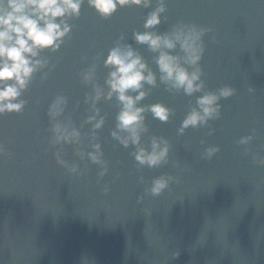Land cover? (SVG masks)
<instances>
[{
    "label": "clouds",
    "instance_id": "9594fccd",
    "mask_svg": "<svg viewBox=\"0 0 264 264\" xmlns=\"http://www.w3.org/2000/svg\"><path fill=\"white\" fill-rule=\"evenodd\" d=\"M150 0H0V116L19 114L25 101L21 95L27 90L33 76L47 65V61L39 59V54L48 51L50 54L59 50L69 36L70 19H77L83 3H87L101 19H109L117 8L149 6ZM165 11L163 0L144 21V28H153L160 23V15ZM59 21V22H57ZM208 29L196 26L174 25L170 33L157 35L154 32L133 33V40L156 53L155 64L160 73V82L166 90L183 91L191 96L203 89L200 80L201 69L198 67L203 55L202 36ZM179 47L182 56L170 55L169 52ZM194 67L188 72L183 65ZM104 67L111 69L105 81L107 94L104 99L113 95L121 108L117 114L116 131L111 133L124 147L129 143L137 147L133 154L135 161L143 166L157 167L167 162L168 144L163 139H152L151 150L139 147L140 135L146 131L143 125L145 108L137 107L140 100L148 95L144 89L147 84L156 86V77L148 68L142 57L130 47H113L104 60ZM95 66L79 74L81 83L88 86L92 83ZM129 92H135L133 97ZM233 94V90L224 87L216 93H206L197 99L199 110H191L182 121L178 134H183L188 127L204 126L209 119L217 118L219 106L217 101ZM103 93L93 84V94L85 97V104H90L92 115L85 121L93 129H100L104 118L100 117L95 105ZM65 99L57 97L48 108L47 115L55 120L63 112ZM154 119L167 122L170 110L161 104L150 105L147 109ZM120 133H126L121 136ZM53 143H78L79 132L70 123H57L52 127ZM93 139L95 137L93 136ZM246 142V141H242ZM94 152L89 158L100 163L99 145H92ZM216 149H208L210 157ZM75 171V168L72 169ZM170 179V178H169ZM165 178L152 182L151 193L159 195L167 187Z\"/></svg>",
    "mask_w": 264,
    "mask_h": 264
}]
</instances>
